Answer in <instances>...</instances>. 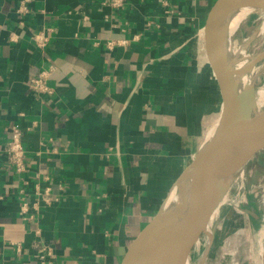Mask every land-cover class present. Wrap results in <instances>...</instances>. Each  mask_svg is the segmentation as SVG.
Wrapping results in <instances>:
<instances>
[{
	"label": "crops",
	"instance_id": "obj_1",
	"mask_svg": "<svg viewBox=\"0 0 264 264\" xmlns=\"http://www.w3.org/2000/svg\"><path fill=\"white\" fill-rule=\"evenodd\" d=\"M19 1L0 0V150L19 127L30 183L1 167L0 151V264H40L37 228L53 264H121L194 158L204 114L221 112L202 55L217 0H130L120 11L32 0L23 19ZM51 67L55 93L30 90ZM37 180L52 185V200L28 222L20 189L34 196Z\"/></svg>",
	"mask_w": 264,
	"mask_h": 264
},
{
	"label": "water",
	"instance_id": "obj_2",
	"mask_svg": "<svg viewBox=\"0 0 264 264\" xmlns=\"http://www.w3.org/2000/svg\"><path fill=\"white\" fill-rule=\"evenodd\" d=\"M237 1L217 0L203 28L207 60L222 95V123L205 135L194 158L178 175L161 207L132 242L121 264H144L154 255L167 264H190L202 234L239 170L264 150V140L259 141L264 132V104L257 105L254 88L249 92L237 91L215 39L219 24L229 14L249 6ZM243 113H248L249 118L237 129ZM170 197L172 205L166 208ZM199 212H204L203 221L193 238L186 239L184 229L175 224V219Z\"/></svg>",
	"mask_w": 264,
	"mask_h": 264
},
{
	"label": "rangeland",
	"instance_id": "obj_3",
	"mask_svg": "<svg viewBox=\"0 0 264 264\" xmlns=\"http://www.w3.org/2000/svg\"><path fill=\"white\" fill-rule=\"evenodd\" d=\"M235 12L225 18L227 37L223 40L222 36L217 50L227 67L229 59L235 56L246 71L260 69L253 88L256 95H262L264 8L250 10L239 26L230 31L227 23ZM244 44L246 53L240 54L238 50ZM202 55L203 64L210 68L204 48ZM232 70L236 78L235 69ZM219 110L204 114L202 121L205 135L217 123ZM242 171V175L241 172L237 174L221 205L214 212L206 232L202 234L195 248L190 264H264V150L254 155ZM200 214L204 217V212ZM201 223L202 221H198L194 225V234Z\"/></svg>",
	"mask_w": 264,
	"mask_h": 264
},
{
	"label": "built area",
	"instance_id": "obj_4",
	"mask_svg": "<svg viewBox=\"0 0 264 264\" xmlns=\"http://www.w3.org/2000/svg\"><path fill=\"white\" fill-rule=\"evenodd\" d=\"M32 0H20L18 6L16 7V12L22 19L31 13V8L29 3ZM130 0H101V3L105 6H109L115 11H120L126 8ZM49 36L44 32L36 34L35 41L43 46L48 41ZM109 47L113 46V42L108 43ZM54 71V67L48 70H42L38 75L31 77L27 84L30 90L42 95H53L56 91V87L50 82V78ZM1 151V162L2 166L6 171H12L17 174L21 179H23L25 184H29V167H28V157L29 153L23 143V132L22 130L15 126L13 128V134L10 140L2 147ZM54 150H50L49 153H53ZM40 153V152H39ZM39 179V174L35 176ZM47 179V178H44ZM36 193L31 197L29 193L26 192L25 188L20 189V210L19 215L22 219L28 222H35L38 220V214L40 211L41 203H49L52 200V185L50 183L42 184V181L37 180ZM2 197V195H0ZM42 230L40 228L35 229V233L39 238L40 249L36 254L38 262L40 264H53L56 257L54 249L45 242L42 237ZM13 245L17 247L18 255H21L22 246L20 243L13 242ZM1 257V256H0ZM1 264H12L9 262H4Z\"/></svg>",
	"mask_w": 264,
	"mask_h": 264
},
{
	"label": "bare ground",
	"instance_id": "obj_5",
	"mask_svg": "<svg viewBox=\"0 0 264 264\" xmlns=\"http://www.w3.org/2000/svg\"><path fill=\"white\" fill-rule=\"evenodd\" d=\"M237 2L238 3H248L249 6L240 7V9L236 11L230 17L228 21L229 23H227L230 31H233L239 26L243 18L247 14H249L250 10L258 9L257 7L259 5L264 7V0H242V1L238 0ZM226 21L227 19L226 20L224 19L218 26L217 33H216V39H217L218 44H221L220 42H221L222 36H223V40L225 37H227L226 36L227 26L225 25ZM238 51L240 54L246 53V45L245 44L242 45ZM228 63H229L228 70L233 75L237 91L238 92H242V91L249 92L251 89H253V86L260 75V69L257 68V69H250L249 71H246L243 65L239 62V59H237L235 56L233 58H230ZM231 68L235 69L236 78L234 74L232 73ZM256 98H257V105L260 106L264 104V93L262 95H256ZM222 114L223 113H222V108H221L220 117L217 123L207 132V134L218 129V127L222 123ZM248 118H249V114L243 113L238 119L236 128L239 129L248 120ZM263 139H264V132L261 133L259 137V141H262ZM242 170L243 169L241 167V169L239 170V172H241L240 173L241 175L243 172ZM171 205H172V198L170 197L168 203L166 204V208H169V206ZM203 218L204 217L199 212L194 215H189L187 217H176L175 224H179L182 227V229H184L183 234L186 239H189V238L191 239L190 236L195 235L194 225H196L198 221H203ZM144 264H167V262L166 260L161 259L160 257H157V255H154V256H151L150 259H148Z\"/></svg>",
	"mask_w": 264,
	"mask_h": 264
}]
</instances>
